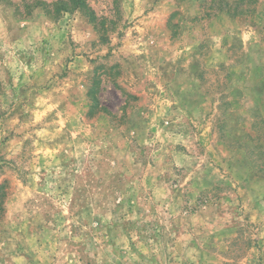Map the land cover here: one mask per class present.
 <instances>
[{
    "label": "rangeland",
    "instance_id": "rangeland-1",
    "mask_svg": "<svg viewBox=\"0 0 264 264\" xmlns=\"http://www.w3.org/2000/svg\"><path fill=\"white\" fill-rule=\"evenodd\" d=\"M0 264H264V0H0Z\"/></svg>",
    "mask_w": 264,
    "mask_h": 264
},
{
    "label": "trees",
    "instance_id": "trees-1",
    "mask_svg": "<svg viewBox=\"0 0 264 264\" xmlns=\"http://www.w3.org/2000/svg\"><path fill=\"white\" fill-rule=\"evenodd\" d=\"M70 1H72V2H74V3H76V4H77L78 2H79V4H80L81 2H83V0H81V1H80V0H79V1H78V0H70ZM63 2H64V1H61V3H63Z\"/></svg>",
    "mask_w": 264,
    "mask_h": 264
}]
</instances>
